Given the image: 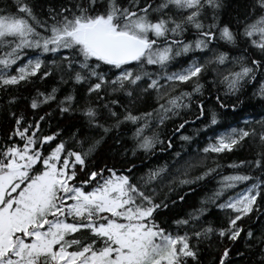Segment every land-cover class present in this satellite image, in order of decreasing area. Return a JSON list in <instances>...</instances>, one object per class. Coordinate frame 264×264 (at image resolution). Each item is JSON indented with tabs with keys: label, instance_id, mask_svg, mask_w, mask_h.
<instances>
[{
	"label": "snow or ice",
	"instance_id": "6c2138e0",
	"mask_svg": "<svg viewBox=\"0 0 264 264\" xmlns=\"http://www.w3.org/2000/svg\"><path fill=\"white\" fill-rule=\"evenodd\" d=\"M224 7V0L0 5V264H205L206 253L207 264H264V228L246 225L252 218L264 223V116L217 135V113L206 114L201 102L197 119L207 115L205 130L213 135L197 158L175 151L141 175L134 161H121L130 165L121 174L115 164L97 163L102 146L112 138L108 150L116 148L124 130L132 131V156L157 145L173 149L177 135L191 142L181 113L203 94L205 74H215L210 88L225 84V96L237 103L250 82L259 83L264 98V0H244L234 21L221 20ZM193 30L196 38L188 40ZM189 53L187 67L170 71ZM54 74L58 87L41 91L37 83ZM190 81L191 92L179 91ZM68 84L72 91L60 99ZM216 101L236 110L219 95ZM53 103L59 115L79 113L83 120L68 140L42 127ZM177 119L170 133L158 131ZM245 143L255 154L229 165L243 171L224 176L184 218H165L179 187L195 191L217 173L212 154ZM118 154L126 155L123 148ZM240 184L244 191L227 195ZM177 195L184 201L188 192ZM212 207L226 213L222 223L207 220Z\"/></svg>",
	"mask_w": 264,
	"mask_h": 264
},
{
	"label": "trees",
	"instance_id": "16d2710c",
	"mask_svg": "<svg viewBox=\"0 0 264 264\" xmlns=\"http://www.w3.org/2000/svg\"><path fill=\"white\" fill-rule=\"evenodd\" d=\"M9 0H0V5L8 3ZM34 3L43 4L46 8V0H33ZM244 0H224L225 7L221 10V20L223 22L234 21L239 12L242 11V4ZM195 31L187 35L188 40L195 39ZM223 50V49H222ZM193 58V54L189 53L184 56H180L174 62V66L170 68V71L179 70L181 67H187ZM196 59L200 58V54H195ZM47 62V61H46ZM149 70H154L152 66H149ZM234 70H239L236 67ZM215 78V74H205V78L201 79L199 83L204 85L202 89V95L194 94L193 102L190 108L184 109L181 113L183 119L189 121L186 124L185 129L182 130L183 135L192 137L191 142H184L179 139V136L173 137L174 147L168 151H160V145H157L153 153H146L142 151H137L136 156H132L131 149L133 148L132 131L124 130L122 134V139L116 145V148L111 151L108 150V147L114 143L112 138L107 140L106 145L102 146L100 154L97 157V163L100 166H103L104 163L115 164L118 170V174L124 173V168L130 165H122L121 161L128 160L134 161L139 169L138 175L143 174L150 167H157L168 162L172 158V153L175 151H183L186 154L187 158H197L198 155H202V149L206 146L207 142L210 141L209 137L213 135L211 129H206L205 121L207 120V115L201 119H197L199 114L198 103H203L205 105L206 114L215 111L217 113V119L219 123L213 126L216 129V134L221 132L230 131L231 128H244L246 124L243 123L246 120L249 124L254 123L256 120L261 119L264 116V98H262L259 93V83L250 82L241 90L239 93L240 100L243 103H237L235 95L225 96L227 91L225 84H216L209 87V83ZM59 77L54 74V77H49L47 80L39 81L37 87L44 91L47 89L51 91L53 87H58L57 81ZM259 76L257 80H259ZM193 84L190 81L186 85H181L179 91H192ZM78 92L80 95H83L84 89L77 86ZM72 91V85H64L58 97L63 99L64 95H67ZM27 95V93H25ZM219 95L225 100L227 104H237L236 110L232 111L231 108L221 109L216 101V96ZM83 102V101H82ZM46 110L52 113V117L48 120V123L42 125L47 132L62 131L63 138L68 140V137L71 133L75 132L77 128L83 123L82 118L79 113H74L69 116L68 114L59 115L58 110L56 109L55 103L52 104L51 108ZM148 111H151V108H148ZM43 114V113H41ZM182 122L181 119H177L175 123L173 121L166 122V125L163 129L158 130L162 131L165 134L171 132L172 129L176 127L178 123ZM75 125V127H73ZM129 129H132L133 126L129 125ZM150 134V133H149ZM162 139H165L166 136L162 135ZM207 141V142H206ZM212 142V141H210ZM203 147V148H202ZM123 148L125 154H118V149ZM198 150L199 153H198ZM255 154L253 147H250L249 143H245L242 147L234 149L231 153H222V154H212L209 160L211 163L212 160L217 161L221 167L217 169V173L213 174V177H209L204 181H201L199 186H194L195 191H190L187 186H182L177 189V193L183 194L188 192V195L185 196L184 201H179L177 193L171 194V198H176L177 203L171 205L170 209L166 212L165 218L171 222L174 219L184 218L187 213L192 212L194 209L201 206V201L209 197L217 188L220 186V181L224 176L236 174L243 171L242 169H233L229 167L231 164H239L242 160L251 159ZM195 174H199V170H196ZM251 182H247V186H250ZM246 187L245 184L238 185L235 189L231 190L227 195L238 194ZM226 219V213L215 207L211 208V211L208 213L207 220L213 224L220 222L222 223ZM246 225L250 226L251 229L255 232H259L264 228V223L257 221L255 218L246 221ZM175 228V225L172 226ZM171 230V229H170ZM241 251L244 250V245L241 243L238 245ZM214 251V249L212 250ZM212 256L208 253L205 254V264L211 259ZM239 260V256L236 257Z\"/></svg>",
	"mask_w": 264,
	"mask_h": 264
},
{
	"label": "bare ground",
	"instance_id": "6f19581e",
	"mask_svg": "<svg viewBox=\"0 0 264 264\" xmlns=\"http://www.w3.org/2000/svg\"><path fill=\"white\" fill-rule=\"evenodd\" d=\"M47 62H49V61H47ZM176 71H178V70H176ZM213 74H214V73H213ZM245 122H246V120L243 121V123H245ZM210 141H211V140H210ZM210 141H208V142L206 141V142H207L206 146L208 145V143H210ZM206 146H205V147H206ZM202 148H203V147H202Z\"/></svg>",
	"mask_w": 264,
	"mask_h": 264
},
{
	"label": "rangeland",
	"instance_id": "374dc122",
	"mask_svg": "<svg viewBox=\"0 0 264 264\" xmlns=\"http://www.w3.org/2000/svg\"><path fill=\"white\" fill-rule=\"evenodd\" d=\"M222 133H225V131H224V132H221V133H218V134H222ZM242 191H244V190H242ZM242 191H241V192H242ZM239 193H240V192H239ZM239 193H238V194H239ZM235 195H237V194H235Z\"/></svg>",
	"mask_w": 264,
	"mask_h": 264
}]
</instances>
